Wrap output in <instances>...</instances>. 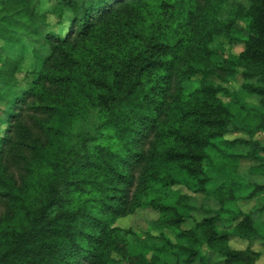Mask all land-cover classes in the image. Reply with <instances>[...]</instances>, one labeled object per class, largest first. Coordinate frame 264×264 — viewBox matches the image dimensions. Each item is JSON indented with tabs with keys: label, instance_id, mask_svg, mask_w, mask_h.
I'll use <instances>...</instances> for the list:
<instances>
[{
	"label": "trees",
	"instance_id": "16d2710c",
	"mask_svg": "<svg viewBox=\"0 0 264 264\" xmlns=\"http://www.w3.org/2000/svg\"><path fill=\"white\" fill-rule=\"evenodd\" d=\"M41 2L0 0V264H255L259 251L228 242L264 240L262 226L227 205L226 181L211 192L218 210L171 197L179 184L209 194L214 149L264 171V146L234 135L220 96L255 97L264 133V0ZM223 40L243 49L224 57ZM29 56L38 64L21 84ZM222 74L240 75V91L216 84ZM141 207L160 234L137 241L115 221Z\"/></svg>",
	"mask_w": 264,
	"mask_h": 264
},
{
	"label": "rangeland",
	"instance_id": "374dc122",
	"mask_svg": "<svg viewBox=\"0 0 264 264\" xmlns=\"http://www.w3.org/2000/svg\"><path fill=\"white\" fill-rule=\"evenodd\" d=\"M41 5L43 9H50L51 5L56 2V0H41ZM49 21L53 24L55 22L54 17H50ZM238 27L240 29L244 28L243 20L238 19ZM222 52L224 57H231L237 55L242 49L243 44L241 41L228 42L223 40ZM219 57H215L216 61H220ZM38 62L34 57L29 56L22 61L19 71L17 72V78L21 84H25L29 80L31 75V70L36 68ZM225 76L224 74H222ZM216 84L226 87L231 92L240 91V85L242 79L240 75L234 76H225L224 79L213 77ZM221 98L231 107L234 113V123L237 128L240 130L234 135L236 137H242L248 139L252 136L254 139L258 140L262 146H264V133L261 131L253 130L255 125L254 119L257 117L255 110L251 107H259L258 100L253 96L241 97L237 104L233 102L232 97L220 95ZM234 135H229V137H234ZM263 154V153H262ZM212 163L210 165V170L212 174V181L207 184V187L210 188L209 194H200L189 191L186 187L182 185L173 186V196L171 199L173 201H178V204L183 206V210H187L186 207L193 205L196 207H203L206 209L218 210L221 205L217 200L215 195H212V189L215 186L221 185L223 181H226L225 189H230L232 192H235L236 199L227 205L231 206L233 209H240L245 212L254 213V218L259 225H261V232L264 234V190L259 191L250 199H243L250 193L254 184L264 185V171L261 169H255L254 166L257 164V161L246 160V159H234L230 157H224L220 154L219 150L210 151ZM191 187L194 186V181L186 180ZM232 188V189H231ZM192 216L186 217L181 227L183 229L191 228L194 226L196 220H200L203 217L201 211H192ZM158 217L157 211L150 208H137L134 213L119 218L115 221V225L121 228H130L137 232L138 237L137 241L147 240L149 235L158 236L159 230L154 228L151 225ZM221 229L231 230L232 226L230 223L226 225H220ZM162 234L166 235L171 239L172 242L175 241L174 231L169 228L163 229ZM150 237V236H149ZM140 244V243H139ZM229 246L235 249H243L249 246V241L241 239L239 237H233L228 242ZM141 245V244H140ZM136 244L133 247H130L132 251L137 253H142L145 256H150L151 252L148 248H141V246ZM252 246L255 250L260 252V256L255 262V264H264V240L262 238H255L252 241ZM208 262L206 264H220L216 261V256L207 255ZM200 264V263H195Z\"/></svg>",
	"mask_w": 264,
	"mask_h": 264
},
{
	"label": "crops",
	"instance_id": "0c3cea01",
	"mask_svg": "<svg viewBox=\"0 0 264 264\" xmlns=\"http://www.w3.org/2000/svg\"><path fill=\"white\" fill-rule=\"evenodd\" d=\"M253 240H254V239H253ZM253 240H252V241H253ZM252 241L249 242V243H250L249 245L251 246L252 249H255V248L252 246ZM218 259H219V258L216 257V261H217Z\"/></svg>",
	"mask_w": 264,
	"mask_h": 264
}]
</instances>
